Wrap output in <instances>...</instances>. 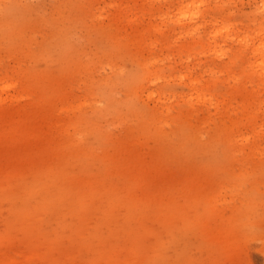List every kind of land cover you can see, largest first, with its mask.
<instances>
[{"label":"rangeland","instance_id":"rangeland-1","mask_svg":"<svg viewBox=\"0 0 264 264\" xmlns=\"http://www.w3.org/2000/svg\"><path fill=\"white\" fill-rule=\"evenodd\" d=\"M0 264H264V0H0Z\"/></svg>","mask_w":264,"mask_h":264}]
</instances>
